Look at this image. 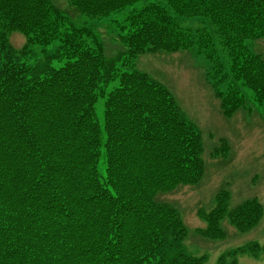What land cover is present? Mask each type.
<instances>
[{"label":"trees","instance_id":"16d2710c","mask_svg":"<svg viewBox=\"0 0 264 264\" xmlns=\"http://www.w3.org/2000/svg\"><path fill=\"white\" fill-rule=\"evenodd\" d=\"M76 1L98 18L129 9L113 60L49 0H0V264H201L181 249L177 210L155 199L200 176L199 130L133 66L194 48L226 112L224 80L237 102L238 86L264 92L247 48L264 36V0Z\"/></svg>","mask_w":264,"mask_h":264},{"label":"rangeland","instance_id":"374dc122","mask_svg":"<svg viewBox=\"0 0 264 264\" xmlns=\"http://www.w3.org/2000/svg\"><path fill=\"white\" fill-rule=\"evenodd\" d=\"M74 1L49 0L75 25L89 27L101 42L105 57L113 60L123 50L119 33L129 9L123 7L98 18L79 10L85 4ZM195 20L198 18L187 19L184 26ZM24 41L18 31L11 33V51L17 55ZM247 43L249 51L264 62V36ZM203 60L194 48L175 53L152 51L135 59V70L173 92L182 111L198 125L199 144L203 145L204 175L163 191L155 199L177 210L184 226V254L201 264H217L231 257L236 264H264V92L255 95L250 88L238 86L244 103L237 108L241 101H236L233 88L224 80L227 111H223L220 97L205 76L209 65ZM102 113V100H98L95 114L101 117ZM218 151L220 155L213 158Z\"/></svg>","mask_w":264,"mask_h":264}]
</instances>
